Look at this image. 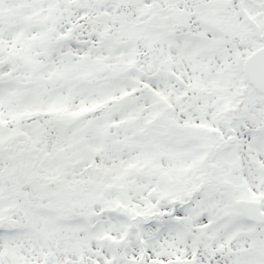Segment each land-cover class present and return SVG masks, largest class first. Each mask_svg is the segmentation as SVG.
<instances>
[{
  "label": "snow or ice",
  "instance_id": "obj_1",
  "mask_svg": "<svg viewBox=\"0 0 264 264\" xmlns=\"http://www.w3.org/2000/svg\"><path fill=\"white\" fill-rule=\"evenodd\" d=\"M0 264H264V0H0Z\"/></svg>",
  "mask_w": 264,
  "mask_h": 264
}]
</instances>
